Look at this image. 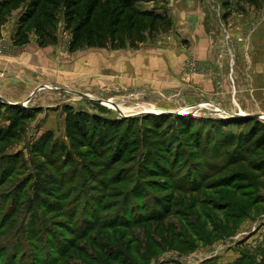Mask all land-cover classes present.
<instances>
[{"label":"rangeland","instance_id":"obj_1","mask_svg":"<svg viewBox=\"0 0 264 264\" xmlns=\"http://www.w3.org/2000/svg\"><path fill=\"white\" fill-rule=\"evenodd\" d=\"M164 2L143 6L161 7ZM219 3L225 12L221 9L217 20L211 66L204 60L206 48L187 39L178 43L186 53L179 62L158 61L139 52L174 46L168 39L173 22L169 30L137 48L107 43L75 51L69 49L71 34L62 15L57 42L45 46L39 45L32 25L23 44L14 43V29L27 4L13 10L1 26L0 55L17 53L15 45L24 50L46 47L34 52L29 65L14 63L18 72L14 77L0 73V97L32 112L16 137L0 141V175L7 157L19 156L18 170L14 164L5 165L13 170L0 184L3 199L5 190L13 187V191L25 178L31 181L28 185L34 178L50 181L43 180L49 171L70 177L72 187L87 185L85 171L92 169L96 181L90 193L102 212L115 214V207L109 210L112 202L126 198L138 205L135 212L145 216L134 224L104 225L82 235L60 264H264V145L246 138L243 148L235 149L237 137L251 128L254 119L264 121L251 116L264 115V85L256 86L252 78L260 71L245 61L254 48L250 38L264 28L260 24L264 3ZM252 15L258 22H251ZM240 55L245 62L242 71H236ZM17 78L21 83L14 82ZM1 98L0 129H6L12 111ZM69 110L106 122L112 141L100 149L99 158L85 146L74 148L66 128ZM187 128L190 136H184ZM48 130L61 148L57 156L49 155L55 163H47L32 150ZM126 139L132 141L131 148L124 146ZM150 162H157L159 171L151 172ZM31 192L23 189L18 211L0 228V240L28 211L24 199L32 197ZM150 203H160L159 213L164 211L160 217L151 218ZM53 208L41 211L62 231V238H72L60 222L62 207Z\"/></svg>","mask_w":264,"mask_h":264},{"label":"trees","instance_id":"obj_2","mask_svg":"<svg viewBox=\"0 0 264 264\" xmlns=\"http://www.w3.org/2000/svg\"><path fill=\"white\" fill-rule=\"evenodd\" d=\"M152 1L0 0V28L13 10L27 4L18 19V28L14 37L15 44H23L28 38V29L31 25L40 46L56 43V28L59 17L62 15L64 28L71 34L69 41L71 51L84 46L102 47L107 43L114 48H137L145 40L153 38L159 32L169 30L172 26L171 15L166 10L159 11V7L143 6L144 3ZM238 1L255 6L264 3V0ZM4 105L10 107L12 118L6 129H0V141L16 137L24 122L32 117L31 110L21 105L7 102ZM254 120L251 128L237 137L235 149L243 148L246 138L250 140L253 138L257 140V144L264 145V121L257 118ZM107 127L106 122H102L95 115L73 110L67 112V135L74 148L85 146L92 151L95 158H99L100 149L107 148L112 141L113 134L108 131ZM190 132L187 128L184 136H190ZM196 138L198 139L199 135ZM132 144V141L126 139L124 146L131 148ZM189 144L194 146V142ZM32 150L35 154H41L47 163H55L56 161L49 155L57 156L61 148L57 142H54L52 131L48 130L34 143ZM67 156L70 157L71 154L68 153ZM18 162L19 156H14V159L7 157L6 162L1 164L3 169L0 184L10 176L8 174L13 170L10 167L5 168V165L13 166L14 164V170H18ZM141 166L142 163L139 164V167ZM148 167L151 172L160 169L157 162L151 163ZM85 174V178H89L90 182L87 185L83 182L81 185L72 187L69 183L70 177L65 175L59 177L49 171L47 175H44L43 180L50 181L43 182L34 178V181L28 185L31 181L25 178L22 181L23 185L14 186L13 191V187L4 191L6 192L5 199L0 195V228L7 226L11 221L10 218L18 211L23 189L25 187L26 190L32 189L33 195L24 199L28 211L23 212L18 225L15 228L12 226V230L0 240V264H60L62 257L73 245L72 243L91 230L109 224L127 226L144 219L145 216L135 212L138 205L130 204L126 198L112 202L109 210L115 207V214L102 212L99 200L90 193V186L96 181L93 179L94 170L86 169ZM63 187L61 191L60 188ZM140 193L142 192L139 191L138 196ZM149 206L151 218L158 217V215L160 217L164 212L159 213L160 203L157 205L150 203ZM52 207H62L64 220L60 222L67 230L65 234H71L72 238H62V231H59L41 211L42 209L44 212Z\"/></svg>","mask_w":264,"mask_h":264},{"label":"crops","instance_id":"obj_3","mask_svg":"<svg viewBox=\"0 0 264 264\" xmlns=\"http://www.w3.org/2000/svg\"><path fill=\"white\" fill-rule=\"evenodd\" d=\"M164 6L159 7V11H167L173 21V35L169 37L170 41L174 42V46L166 47L162 46L160 48L149 49L146 52L149 55L158 59V61L168 60L170 58L171 61L179 62V60H184L186 55L185 52L181 50L185 49L183 46L179 47L178 43L180 41L187 39L191 44H200L203 45L207 50L208 55H205V59L208 65H213L214 61V50L216 49L215 44L217 43V20L219 19V15L221 12V5L219 0H164ZM154 2V0L152 1ZM225 10L222 9V13L224 14ZM251 22L257 20L256 16L252 15ZM239 18H237V21ZM236 21V23H237ZM264 25L263 23H260ZM236 26V24H235ZM241 24H237L236 27H240ZM233 27V28H236ZM247 28L246 26H244ZM264 28L260 31H257L252 35L251 43L254 45L251 51V55H247V59H245L246 63L250 64L251 67L256 69L258 72L254 75L253 83L257 85H264ZM14 29V33H15ZM238 33L240 30L236 29ZM235 31V32H236ZM9 36V35H8ZM7 38V37H6ZM177 44V45H176ZM19 50L17 53L13 55H0V73L2 75L6 74V76L14 77L12 74L17 71H14V63H23L29 65L30 62H34V57L32 55L36 50H46L45 48L36 47H26L25 50L21 49L20 45H15ZM183 48V49H182ZM239 52H242V46H238ZM16 50V49H15ZM189 54V53H188ZM241 54V53H240ZM235 61V60H234ZM244 61V57L242 55L239 56L238 60L235 61V65L237 66L236 71H242V66ZM140 64H144L145 61L141 60ZM212 68V67H211ZM240 69V70H239ZM252 69V70H254ZM251 70V69H250ZM208 71H210L208 69ZM226 71V70H224ZM21 83V79H15L14 82ZM8 98V97H7Z\"/></svg>","mask_w":264,"mask_h":264},{"label":"water","instance_id":"obj_4","mask_svg":"<svg viewBox=\"0 0 264 264\" xmlns=\"http://www.w3.org/2000/svg\"><path fill=\"white\" fill-rule=\"evenodd\" d=\"M1 98V97H0ZM2 99V98H1ZM2 101H4L3 99H2ZM4 102H7V101H4ZM8 103H10V102H8ZM117 107V106H116ZM247 115V114H246ZM249 115V114H248ZM251 116H254V117H264V115H251Z\"/></svg>","mask_w":264,"mask_h":264},{"label":"built area","instance_id":"obj_5","mask_svg":"<svg viewBox=\"0 0 264 264\" xmlns=\"http://www.w3.org/2000/svg\"><path fill=\"white\" fill-rule=\"evenodd\" d=\"M239 40H242V38L240 37Z\"/></svg>","mask_w":264,"mask_h":264}]
</instances>
